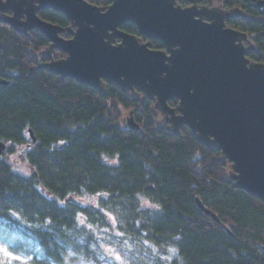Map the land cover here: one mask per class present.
Here are the masks:
<instances>
[{
	"label": "trees",
	"instance_id": "1",
	"mask_svg": "<svg viewBox=\"0 0 264 264\" xmlns=\"http://www.w3.org/2000/svg\"><path fill=\"white\" fill-rule=\"evenodd\" d=\"M197 1L233 10L227 27L246 34L247 58L264 64V0ZM38 17L71 26L51 10ZM120 29L165 50L132 23ZM47 45L36 31L0 23V142L9 154L23 147L31 168L25 177L0 159V245L29 264L96 263L108 232L176 247L171 264H264V204L234 187L219 150L186 127L169 131L138 89L100 91L41 68ZM143 202L157 210H141ZM0 264L19 261L0 253Z\"/></svg>",
	"mask_w": 264,
	"mask_h": 264
},
{
	"label": "water",
	"instance_id": "2",
	"mask_svg": "<svg viewBox=\"0 0 264 264\" xmlns=\"http://www.w3.org/2000/svg\"><path fill=\"white\" fill-rule=\"evenodd\" d=\"M109 1L100 8L87 0H0V22L23 36L36 31L50 52L65 54L41 66L61 79L100 91L105 82L123 92L138 89L169 131L186 127L200 144L217 148L234 187L264 204V64L247 58V35L227 27L233 10L197 0ZM46 10L71 26L41 20ZM126 23L165 50L122 31ZM64 32L69 39L60 37ZM6 149L0 142V159Z\"/></svg>",
	"mask_w": 264,
	"mask_h": 264
},
{
	"label": "rangeland",
	"instance_id": "3",
	"mask_svg": "<svg viewBox=\"0 0 264 264\" xmlns=\"http://www.w3.org/2000/svg\"><path fill=\"white\" fill-rule=\"evenodd\" d=\"M22 149L23 147L17 146L14 148L13 153L9 154L5 151L4 156H1V158L10 166L13 173L27 177L31 174V168L24 159ZM146 207L149 210H157L155 205L143 202L141 210ZM98 244L97 261L91 264H125V262L126 264H171L177 258L176 247L163 245L161 250L150 249L139 244L138 240L116 237L109 235L108 232L103 234L98 240Z\"/></svg>",
	"mask_w": 264,
	"mask_h": 264
},
{
	"label": "flooded vegetation",
	"instance_id": "4",
	"mask_svg": "<svg viewBox=\"0 0 264 264\" xmlns=\"http://www.w3.org/2000/svg\"><path fill=\"white\" fill-rule=\"evenodd\" d=\"M190 4L189 3H185V4H183L182 5V7H187V6H189ZM199 5H201V4H199ZM3 14H0V16H2ZM6 15L7 16H11V13H6ZM1 23V22H0ZM70 38V36L69 35H67V37L66 38H63V39H69ZM142 38H144V37H142ZM139 39V41H140V38H138ZM141 43H143L142 41H140ZM49 42H48V45H47V47H45L44 48V50H43V57H41V59H43L44 61H42V63L43 64H46V63H48L49 62V60H50V58H52L53 60H59V59H63V58H65L66 56H65V54H63V53H61V52H59V51H57V50H54V51H52V52H50L49 51V49H48V47H49ZM41 63V66L43 65ZM42 68V67H41ZM106 83V82H105ZM169 105V104H168ZM172 108V107H171ZM163 118V117H162ZM2 156H4V154L2 155Z\"/></svg>",
	"mask_w": 264,
	"mask_h": 264
},
{
	"label": "snow or ice",
	"instance_id": "5",
	"mask_svg": "<svg viewBox=\"0 0 264 264\" xmlns=\"http://www.w3.org/2000/svg\"><path fill=\"white\" fill-rule=\"evenodd\" d=\"M0 253L8 256L11 260L19 261V264H29V261L22 255H15L10 252L6 247L0 245Z\"/></svg>",
	"mask_w": 264,
	"mask_h": 264
},
{
	"label": "clouds",
	"instance_id": "6",
	"mask_svg": "<svg viewBox=\"0 0 264 264\" xmlns=\"http://www.w3.org/2000/svg\"><path fill=\"white\" fill-rule=\"evenodd\" d=\"M90 202V201H89ZM66 264H67V261H66ZM79 264H91V261H84V260H81L80 262H79ZM125 264H126V262H125Z\"/></svg>",
	"mask_w": 264,
	"mask_h": 264
}]
</instances>
